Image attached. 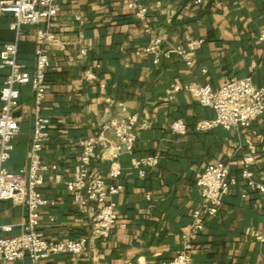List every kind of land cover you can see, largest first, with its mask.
I'll use <instances>...</instances> for the list:
<instances>
[{
    "label": "crops",
    "instance_id": "obj_1",
    "mask_svg": "<svg viewBox=\"0 0 264 264\" xmlns=\"http://www.w3.org/2000/svg\"><path fill=\"white\" fill-rule=\"evenodd\" d=\"M148 9L146 18L121 0H61L48 45L51 65L46 75L43 114L51 117L50 134L41 153L50 166L44 174L43 194L51 203L41 210L40 231L54 240L90 236L82 255L63 254L52 264H162L177 254L193 223V212L202 205L197 181L205 168L217 161L229 164L239 184L222 198L215 216L208 217L193 251L196 264H264V191L247 188L242 178L248 141L257 148L255 179L264 183V114L250 127L207 131L198 122L215 116L213 109L185 89L193 81L218 88L227 80L252 75L264 85V45L258 35L264 28V0H140ZM15 16L0 17V46L13 42ZM24 25L19 43V62L33 71L39 41L37 30L45 26ZM164 40V47L187 46L199 41L188 66L177 53L160 64L144 47L150 35ZM205 70V71H204ZM9 73L0 69V91ZM180 85L181 90H175ZM20 108L33 107L30 85H18ZM1 101V100H0ZM137 115L151 120L138 130L132 154H123L121 178L124 189L113 196L119 221L108 238L92 233L99 204H81L68 188L82 170V140L97 135L114 117ZM187 121L186 135H174L170 125ZM14 149L6 163L11 171L28 166L34 116L26 114ZM92 169L108 175L112 148L98 151ZM160 156L142 178L135 159ZM56 165L58 168L52 169ZM61 179L57 178V175ZM246 191V196H243ZM27 218L25 206L12 200L0 205V222L19 224ZM21 232L15 226L12 234ZM28 257L0 264H29Z\"/></svg>",
    "mask_w": 264,
    "mask_h": 264
},
{
    "label": "built area",
    "instance_id": "obj_2",
    "mask_svg": "<svg viewBox=\"0 0 264 264\" xmlns=\"http://www.w3.org/2000/svg\"><path fill=\"white\" fill-rule=\"evenodd\" d=\"M144 19L148 9L140 0H121ZM207 0H194L196 6H202ZM61 0H0V17L12 13V23L16 38L0 46V69L8 68L9 73L0 91V205L3 201L12 200L16 205L25 206L27 218L19 224H3L0 222V262H15L28 257L29 264H52L51 260L59 255H82L88 250L90 236L77 239L54 240L45 237L40 231L41 210L51 201L43 194L44 174L50 169L42 159L44 144L50 134L51 117L43 114V102L46 97V75L51 65L48 45L56 39L54 30L61 12ZM46 24L37 30L39 41L36 51V63L33 71L24 69L19 62V43L24 25ZM145 32L150 35L149 43L144 50L154 56V62L160 64L164 57L173 53L181 56L188 66L193 65V50L199 41L194 40L187 46L175 45L164 47V40L153 34L149 24ZM264 45V28L258 35ZM205 71V70H204ZM18 85H30L33 92V107L23 109L17 114L21 91ZM175 90H181L180 85ZM185 89L196 96L201 105L214 110L215 116L201 120L196 129L207 131L222 127L227 130H238L250 127L255 120L264 114V85H257L252 75L227 80L218 88L210 83L193 81ZM28 113L34 116L33 136L28 153L29 164L19 171H11L6 163L12 157L13 139L20 132V123ZM151 120L137 115L114 117L104 123L100 132L82 140L81 173L68 182V188L75 193L76 200L81 204L95 201L99 204V212L95 219L92 233L97 237L108 238L119 221L117 204L113 196L124 189L121 181L123 167L120 157L132 154L137 141L138 130L148 129ZM170 130L174 135H186L189 127L187 121L180 118L173 121ZM250 153L244 157L242 178L247 188L264 191V183L255 179V165L258 158L256 145L248 141ZM112 148L111 164L108 175L92 169L93 160L98 151L104 152ZM160 156L151 155L135 159L133 164L139 170L140 177L147 175L148 168L156 166ZM58 168L56 165L52 169ZM58 179L61 176L57 175ZM202 189V205L193 212V223L185 234L183 244L175 257L162 264H196L193 251L198 236L205 229L208 217L215 216L222 204V198L230 189L239 184V178L232 174L225 161L210 163L197 181ZM246 196V191H243ZM20 225L21 232L12 234L15 226Z\"/></svg>",
    "mask_w": 264,
    "mask_h": 264
}]
</instances>
